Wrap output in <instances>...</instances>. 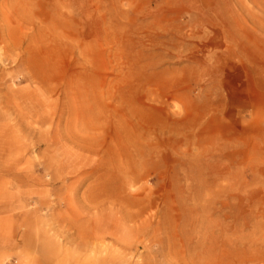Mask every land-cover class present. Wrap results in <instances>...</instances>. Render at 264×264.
<instances>
[{"label": "rangeland", "instance_id": "obj_1", "mask_svg": "<svg viewBox=\"0 0 264 264\" xmlns=\"http://www.w3.org/2000/svg\"><path fill=\"white\" fill-rule=\"evenodd\" d=\"M261 92L264 0H0V264H264Z\"/></svg>", "mask_w": 264, "mask_h": 264}, {"label": "crops", "instance_id": "obj_2", "mask_svg": "<svg viewBox=\"0 0 264 264\" xmlns=\"http://www.w3.org/2000/svg\"><path fill=\"white\" fill-rule=\"evenodd\" d=\"M260 107H251V119L250 122H257V126L260 131L254 133V135L250 137L249 145L251 150V160L256 162H264V93L260 94ZM256 125V124H255ZM262 166V164H261Z\"/></svg>", "mask_w": 264, "mask_h": 264}]
</instances>
